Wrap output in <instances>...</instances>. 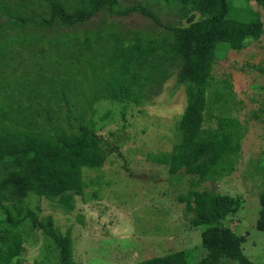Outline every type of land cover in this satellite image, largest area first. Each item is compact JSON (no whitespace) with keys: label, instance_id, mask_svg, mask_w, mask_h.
Returning a JSON list of instances; mask_svg holds the SVG:
<instances>
[{"label":"trees","instance_id":"obj_1","mask_svg":"<svg viewBox=\"0 0 264 264\" xmlns=\"http://www.w3.org/2000/svg\"><path fill=\"white\" fill-rule=\"evenodd\" d=\"M43 1L50 11L48 16H38L34 9L32 14L26 13L24 7L12 8L2 2L0 10L16 26L25 27L31 22L46 28L76 26L102 9L120 15L141 11L165 33L154 40L150 35L136 37L129 44L114 31H107L105 38L100 32L83 39L71 37L69 41L76 46L61 56L65 39L58 40L50 43V52L41 49L50 64L46 67L43 63V72L36 77L29 75L15 92L3 90L5 84H0V205L4 213L0 222L6 223L0 235V264H21L24 232L18 226L26 219L51 239L58 251L57 264H75L71 234L57 229L51 215L42 218L32 209L24 214L25 198L31 192L45 198L69 194L63 200L73 209L72 195H81L84 190L82 168L104 166L108 159L96 131L95 103L108 98L141 105L149 84L161 81L168 75L167 65L178 62H182L178 82L184 86L186 106L176 124L172 149L152 153L150 158L167 165L172 177L180 171L181 177L188 174L190 187L179 199L185 203L191 225L202 230L206 255L192 261L189 251L181 250L134 264H264L251 260L244 253V239L224 225V220L241 208L242 198L201 186L213 169L235 164L246 132L238 118L224 115L221 110L214 115V124L207 120L206 113L215 98L228 101L226 93L213 83L219 50H241L258 40L264 32L260 13L250 9L248 19L230 18L229 0H155L179 3L192 11L188 25L167 26L143 4L121 9L118 0H76L75 5L65 0ZM256 1L264 8V0ZM11 39L9 45L17 41ZM55 52L59 56L48 58ZM259 88L264 94V84ZM75 93L80 100L73 97ZM254 116L263 125L264 139V97ZM261 174L257 228L264 231V166Z\"/></svg>","mask_w":264,"mask_h":264},{"label":"rangeland","instance_id":"obj_2","mask_svg":"<svg viewBox=\"0 0 264 264\" xmlns=\"http://www.w3.org/2000/svg\"><path fill=\"white\" fill-rule=\"evenodd\" d=\"M65 1L71 5L77 3ZM0 2L12 8L24 7L30 14L34 9L42 17L50 14L43 0ZM229 3L230 18L248 19L252 9L260 13L264 22V8L256 0H229ZM118 4L121 9L137 4L148 6L167 26L188 25L192 13L179 3L155 0H118ZM9 20L10 16L0 10V84H5L3 90L11 92L29 75L36 77L43 72V63L50 66L41 50L48 52L50 43L65 39L58 51L61 56L76 46L74 41H69L71 37L83 39L100 32L105 38L107 31H114L129 44L136 37L150 35L154 40L165 33L162 26L141 11L120 15L102 9L86 22L69 27L46 28L31 22L19 27ZM11 38L17 41L9 45ZM58 52L48 58L59 56ZM219 55L213 69V83L226 93L228 101L215 98L206 113L207 120L214 124V115L221 110L224 115L238 118L246 126V132L235 164L213 169L201 186L242 198L241 208L228 216L224 225L244 239L243 250L251 260L264 263V231L257 228L264 139L263 125L254 116L264 97L259 88L264 84V32L247 47L222 48ZM181 67L182 62L167 65L168 75L149 84L141 105L108 98L95 103L96 131L108 151V159L104 166L82 168L84 190L81 195H72L73 209L63 200L69 194L45 198L31 192L25 198L24 214L32 209L42 218L51 215L57 229L71 234L75 264H134L181 250L189 251L192 261L206 255L202 230L191 225L185 203L179 199L190 187L188 174L181 177L183 171H180L177 177H172L167 165L150 158L152 153L169 152L173 147L176 124L187 102L184 86L178 82ZM80 76L85 77L83 72ZM73 97L80 100L77 93ZM63 105L66 107L65 102ZM5 225L0 222V235ZM18 230L24 232L21 264H57L58 251L53 242L41 230L33 228L30 219L21 223Z\"/></svg>","mask_w":264,"mask_h":264}]
</instances>
